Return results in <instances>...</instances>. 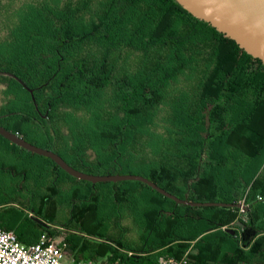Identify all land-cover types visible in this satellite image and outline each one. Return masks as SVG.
I'll list each match as a JSON object with an SVG mask.
<instances>
[{
  "label": "trees",
  "instance_id": "1",
  "mask_svg": "<svg viewBox=\"0 0 264 264\" xmlns=\"http://www.w3.org/2000/svg\"><path fill=\"white\" fill-rule=\"evenodd\" d=\"M0 70L36 106L0 75V125L73 168L241 204L190 206L137 180L86 181L62 222L23 207L38 228L30 237L0 217L20 242L61 227L74 261L264 264V65L233 39L176 0H0ZM0 149L33 153L2 136ZM35 157L20 172L24 189L44 185L52 201L56 181L85 182Z\"/></svg>",
  "mask_w": 264,
  "mask_h": 264
},
{
  "label": "water",
  "instance_id": "2",
  "mask_svg": "<svg viewBox=\"0 0 264 264\" xmlns=\"http://www.w3.org/2000/svg\"><path fill=\"white\" fill-rule=\"evenodd\" d=\"M193 16L210 23L216 30L233 39L239 47L248 54L261 60L264 65V0H176ZM0 75L14 78L30 94L33 101L32 89L29 88L15 74L0 70ZM35 106V102L33 101ZM36 107V106H35ZM0 136L9 142L50 158L61 170L67 174L91 183L103 181L137 180L141 181L160 194L172 199L176 203L190 206H239L219 201H189L179 198L156 185L146 177L135 173L92 174L85 173L70 166L61 156L50 149L36 146L16 132L9 131L0 125ZM37 221L39 219L35 218Z\"/></svg>",
  "mask_w": 264,
  "mask_h": 264
},
{
  "label": "rangeland",
  "instance_id": "3",
  "mask_svg": "<svg viewBox=\"0 0 264 264\" xmlns=\"http://www.w3.org/2000/svg\"><path fill=\"white\" fill-rule=\"evenodd\" d=\"M1 89V84H0ZM1 95V94H0ZM7 108V105L2 104L1 96H0V110ZM30 134V133H29ZM28 135V134H27ZM33 136V135H32ZM31 137V136H30ZM29 135L26 137V141L42 147L43 141L40 138L31 139ZM24 150V149H23ZM25 151V150H24ZM31 153V152H30ZM29 158H23L21 156H16L13 153H8L4 149H0V166L4 167V169H0V202H6L0 205V217L7 221L15 231L21 232L23 237H30L34 233L37 226H34L29 220L28 217L25 216V211L23 207L35 212L40 215L42 218L51 221L53 223L62 222L65 220L66 208L68 199L72 196L74 186H82L87 185V181L85 182H75L72 177H64L66 179L65 182L56 181V190L55 194L51 196L52 201L46 198L50 195V191L43 185L40 188H31L29 190H24L23 196L20 194H16L14 192H10L6 186L5 179L11 180L13 183L20 179V172L27 169V166H31L35 163V154L31 153ZM12 168L15 175L12 177H7V170ZM77 170L82 171L81 169L75 168ZM84 172V171H83ZM29 173V170H28ZM90 173V172H85ZM96 174V173H92ZM109 174V173H106ZM49 177H46L45 184L48 183ZM80 190V189H78ZM31 192V197H28V193ZM43 198H39L40 196ZM67 201V202H66ZM240 213V212H239ZM29 215V213L27 212ZM33 219V218H32ZM34 220V219H33ZM181 231V230H180ZM101 260V259H98Z\"/></svg>",
  "mask_w": 264,
  "mask_h": 264
},
{
  "label": "built area",
  "instance_id": "4",
  "mask_svg": "<svg viewBox=\"0 0 264 264\" xmlns=\"http://www.w3.org/2000/svg\"><path fill=\"white\" fill-rule=\"evenodd\" d=\"M241 206V204H240ZM64 230L53 236L40 233L29 243L20 242L10 229L0 226V264H127L118 260L81 259L74 261L64 242ZM184 255L180 259L159 257L160 264H182Z\"/></svg>",
  "mask_w": 264,
  "mask_h": 264
},
{
  "label": "flooded vegetation",
  "instance_id": "5",
  "mask_svg": "<svg viewBox=\"0 0 264 264\" xmlns=\"http://www.w3.org/2000/svg\"><path fill=\"white\" fill-rule=\"evenodd\" d=\"M15 185H16L15 191H14L15 196H17L16 194H18V193L20 194V196H23L25 189L21 186V182L19 183L18 181H16ZM29 196L31 197L32 195L30 193H28V197ZM39 198H43V196L41 195Z\"/></svg>",
  "mask_w": 264,
  "mask_h": 264
}]
</instances>
